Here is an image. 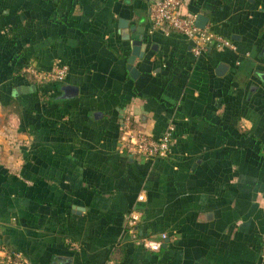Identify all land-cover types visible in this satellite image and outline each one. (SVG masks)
Returning <instances> with one entry per match:
<instances>
[{"label":"crops","instance_id":"obj_1","mask_svg":"<svg viewBox=\"0 0 264 264\" xmlns=\"http://www.w3.org/2000/svg\"><path fill=\"white\" fill-rule=\"evenodd\" d=\"M147 10L0 0V242L22 264H264V0H187L180 12L235 46L198 55L178 32L150 31ZM138 28L132 78L122 54ZM26 59L68 71L35 85L16 74ZM125 119L153 136L171 125L167 156L120 151ZM133 206L143 232L166 234L157 250L127 235Z\"/></svg>","mask_w":264,"mask_h":264},{"label":"built area","instance_id":"obj_2","mask_svg":"<svg viewBox=\"0 0 264 264\" xmlns=\"http://www.w3.org/2000/svg\"><path fill=\"white\" fill-rule=\"evenodd\" d=\"M187 0H148L149 30L162 29L178 32L190 42V51L198 55L211 44L216 48H230L235 46L232 41L216 32H212L206 26L199 27L194 24V14L180 12V7ZM68 66L60 60H53L48 68H37L32 64H26L20 68V72L32 82H60L64 79ZM172 126L167 127L158 135L153 136L143 130L129 126V120L125 119L120 127L118 137V149L128 155H135L145 160H153L167 156L170 150ZM136 201L144 199V193L138 191ZM141 210L133 206L130 208L124 220V229L130 240L144 249L157 250L165 239L166 234L143 232L140 226ZM71 248L76 243L69 240ZM153 245L156 247L153 248ZM260 256L264 258V232L261 234ZM23 257L18 250L8 248L0 242V264H22Z\"/></svg>","mask_w":264,"mask_h":264},{"label":"water","instance_id":"obj_3","mask_svg":"<svg viewBox=\"0 0 264 264\" xmlns=\"http://www.w3.org/2000/svg\"><path fill=\"white\" fill-rule=\"evenodd\" d=\"M207 21V17L201 13V12H196L194 15V24L199 26V27H204L205 23ZM118 26L120 27V32L121 35L124 38H128L126 26H127V20L125 18L119 17L118 18ZM140 33L138 34L137 37H133L129 40L130 44V50L128 55L126 56L125 59V67L128 71V74L130 77L135 78L136 75L138 74V70L135 68V66L132 64L133 59L138 56L141 57L144 51L145 47V40L143 39L142 35V29H139ZM232 37V36H231ZM224 65L222 63L217 64V67L215 71L217 73H220L223 70ZM67 86H64L63 88L66 89Z\"/></svg>","mask_w":264,"mask_h":264},{"label":"trees","instance_id":"obj_4","mask_svg":"<svg viewBox=\"0 0 264 264\" xmlns=\"http://www.w3.org/2000/svg\"><path fill=\"white\" fill-rule=\"evenodd\" d=\"M122 58L125 60V58H126V54H122ZM26 64H32V65H34L35 67H37V68H48L49 67V65L51 64H49V65H45V66H40V65H38L37 63H35V62H32V61H30V60H24L22 63H20L18 66H16L15 67V71H16V74L17 75H20V76H25L24 74H22L21 72H20V68L22 67V66H24V65H26ZM35 85L37 84V85H43V84H49V83H54V82H43V83H35V82H33Z\"/></svg>","mask_w":264,"mask_h":264},{"label":"clouds","instance_id":"obj_5","mask_svg":"<svg viewBox=\"0 0 264 264\" xmlns=\"http://www.w3.org/2000/svg\"><path fill=\"white\" fill-rule=\"evenodd\" d=\"M156 246L155 245H153V248H155Z\"/></svg>","mask_w":264,"mask_h":264}]
</instances>
